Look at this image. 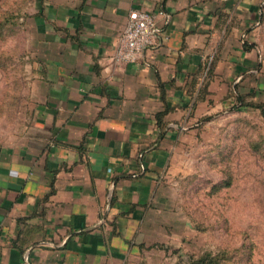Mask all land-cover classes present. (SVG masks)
<instances>
[{
	"label": "crops",
	"instance_id": "0c3cea01",
	"mask_svg": "<svg viewBox=\"0 0 264 264\" xmlns=\"http://www.w3.org/2000/svg\"><path fill=\"white\" fill-rule=\"evenodd\" d=\"M263 6L40 0L28 9V104L0 133V264H152L178 140L231 108L242 84L262 83ZM136 8L157 15L156 42L116 63Z\"/></svg>",
	"mask_w": 264,
	"mask_h": 264
},
{
	"label": "rangeland",
	"instance_id": "374dc122",
	"mask_svg": "<svg viewBox=\"0 0 264 264\" xmlns=\"http://www.w3.org/2000/svg\"><path fill=\"white\" fill-rule=\"evenodd\" d=\"M40 0H0V133L17 125L28 104V9ZM256 46L263 60L264 6ZM260 106H223L178 140L176 161L162 186L168 218L152 264H264V91ZM212 113V112H211Z\"/></svg>",
	"mask_w": 264,
	"mask_h": 264
},
{
	"label": "built area",
	"instance_id": "2783aa9c",
	"mask_svg": "<svg viewBox=\"0 0 264 264\" xmlns=\"http://www.w3.org/2000/svg\"><path fill=\"white\" fill-rule=\"evenodd\" d=\"M156 30L157 15L154 12L141 8L134 9L119 37L114 54L115 62H136L146 48L155 44Z\"/></svg>",
	"mask_w": 264,
	"mask_h": 264
},
{
	"label": "trees",
	"instance_id": "16d2710c",
	"mask_svg": "<svg viewBox=\"0 0 264 264\" xmlns=\"http://www.w3.org/2000/svg\"><path fill=\"white\" fill-rule=\"evenodd\" d=\"M258 25H260V22H258ZM261 63H259L257 68H260ZM242 88H237L231 95L234 97V104L232 106L233 109H241L246 108L250 109L251 107H258L260 104L255 102V100L250 99V97L257 96L261 91H264V87L262 83H259L257 86L249 85V82L246 84L241 85ZM249 87L248 89H245L246 87ZM207 117L206 119H209ZM217 257L213 256L211 253H202L199 256L191 255L189 259L190 264H210V262L214 261Z\"/></svg>",
	"mask_w": 264,
	"mask_h": 264
}]
</instances>
